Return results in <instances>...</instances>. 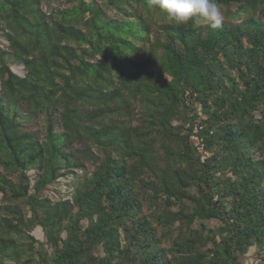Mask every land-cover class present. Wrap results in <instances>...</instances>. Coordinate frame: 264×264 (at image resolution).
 <instances>
[{"label":"trees","instance_id":"obj_1","mask_svg":"<svg viewBox=\"0 0 264 264\" xmlns=\"http://www.w3.org/2000/svg\"><path fill=\"white\" fill-rule=\"evenodd\" d=\"M67 2L0 0V264H264V0H216L219 29Z\"/></svg>","mask_w":264,"mask_h":264},{"label":"rangeland","instance_id":"obj_2","mask_svg":"<svg viewBox=\"0 0 264 264\" xmlns=\"http://www.w3.org/2000/svg\"><path fill=\"white\" fill-rule=\"evenodd\" d=\"M95 1L97 5L101 8V10L104 12L107 18L119 17V14L115 10L108 8L104 5V0H95ZM40 3L42 10L47 14H56L61 9L71 6V4L67 2V0H40ZM231 9L232 11H234L233 7ZM221 11L223 13V10ZM4 35L5 34L3 32H0V48L5 51H11L10 43ZM11 70L19 76H23L25 74L24 68L22 66L12 65ZM25 128L26 130L33 132L40 139H43L46 131V123L43 117L35 118L27 122L25 124ZM90 169H92V167ZM0 172H2L1 167H0ZM29 175H33V172H30ZM67 185H68V181L66 179H62L60 180V183L54 186L55 188L46 191L44 193V196L52 200H57L59 198H67L69 197L72 191V188ZM7 204L8 203L3 200L2 195L0 194V206H4ZM19 204L24 209V212H26L27 209L25 205L23 203H19ZM207 225L213 227L214 224L208 223ZM32 235L40 241L43 239V233L40 228L35 229ZM243 261L245 262V264H256L257 259L254 256V249H250V251L248 252L247 256L243 259ZM6 264H13V263L6 262Z\"/></svg>","mask_w":264,"mask_h":264},{"label":"clouds","instance_id":"obj_3","mask_svg":"<svg viewBox=\"0 0 264 264\" xmlns=\"http://www.w3.org/2000/svg\"><path fill=\"white\" fill-rule=\"evenodd\" d=\"M152 11L176 25H207L219 29L223 24V13L216 0H147Z\"/></svg>","mask_w":264,"mask_h":264},{"label":"built area","instance_id":"obj_4","mask_svg":"<svg viewBox=\"0 0 264 264\" xmlns=\"http://www.w3.org/2000/svg\"><path fill=\"white\" fill-rule=\"evenodd\" d=\"M199 130L200 129L198 127L193 128L190 135V141L200 155L201 161L204 162L210 156V153L205 149L204 139L200 135Z\"/></svg>","mask_w":264,"mask_h":264}]
</instances>
